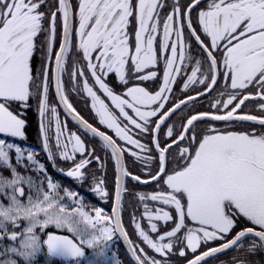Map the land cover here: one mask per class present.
<instances>
[{"label": "snow or ice", "instance_id": "1", "mask_svg": "<svg viewBox=\"0 0 264 264\" xmlns=\"http://www.w3.org/2000/svg\"><path fill=\"white\" fill-rule=\"evenodd\" d=\"M200 2L189 0L180 6L177 0L171 13L162 17L164 0H79L78 28L73 30L70 0H58V7L50 18L40 10L45 0H0V136L26 139V121L19 113L30 107L34 94L40 116L43 118L49 111L50 61L54 58L56 93L60 101L85 133L98 138L110 150L118 171L112 215L101 208L89 211L77 192L64 189L61 196L59 183L50 177L45 176L47 190H44L43 181L35 183L31 176L22 175L29 170L44 174L46 165L33 151L0 138V241H19L16 246L0 250V254L8 257L0 264H34L43 246H46L48 264L56 260L65 264H121L115 253L109 256L108 242L117 231L127 240L135 264H161L143 248H139L143 255L138 254V246L128 239L122 225V199L126 189L121 186L120 175H130L120 166L125 149L107 131L80 116L65 94L62 77L68 65L74 84L82 79V91L90 98L91 110L99 125L111 130L118 140L144 151L147 146L134 138L133 128L140 133H159L161 126H166V121L182 105L187 107L188 101L196 99L188 96L187 101L181 99L173 107H165L175 76L182 71L177 60L184 67L188 66L186 61L194 63L184 89L196 83L204 85L205 91L197 95L214 91L222 75L226 87L232 91L226 100L217 99L212 107L219 111L222 105L230 110L222 115L190 114L178 133L179 141L187 139L189 146L179 150L173 161L175 167L171 169L167 166L171 145L161 147L156 141L159 167L151 179L162 181L166 187L149 195L139 194L138 198L158 202L170 210L151 211L145 204L144 217L149 221V230L145 231L134 218L138 236L161 256L170 253L177 241L196 253L202 243L225 240L243 219L251 226L241 227L231 239L195 255L188 264H205L218 253L241 247L249 237L253 238L252 243L234 264H255L252 257L264 254V114L238 113L250 99L264 101V0H210L207 8L199 11L194 26L190 13ZM57 13L61 14L63 25L62 41L57 36ZM188 41H192V46ZM38 48L46 63L36 76L31 61ZM217 53L222 55V61ZM162 54L164 70L158 90L128 86L133 76L141 82L157 79V71L144 74V70L157 66ZM196 56L202 59H195ZM81 61H86V66L81 67ZM204 65L206 70H202ZM121 85L126 88L122 94L115 90ZM250 85L257 89L255 95L247 91ZM73 90H77L75 86ZM260 110L264 113V103L260 104ZM51 112L55 116L56 109L52 108ZM205 119L252 122L259 128L239 132H220L214 128L207 133L197 131L198 122ZM41 132L47 159L53 165L57 158L73 161L74 166L66 175L83 182L91 160L86 156L81 136L75 132L65 135L57 117L54 152L50 147L52 137L43 122ZM167 136L174 137L172 127H167ZM76 154L85 158L76 162ZM87 155L100 159L94 151ZM131 155L138 156L136 152ZM132 179L139 181L140 177L132 176ZM24 184L30 190L35 188V196L31 191L27 194V203L21 199L26 196ZM93 191L108 195L102 180L96 182ZM65 197L73 200L75 206L62 202ZM20 221H27L23 231H19ZM160 221L165 225L171 222L172 226L161 232L156 223ZM189 222L195 227H190ZM8 225L17 230L9 232ZM49 226L66 229L72 235L48 233L42 245L36 230L43 231ZM150 233L156 234L155 238ZM85 247L93 250L91 256H86ZM184 248L180 249V256H185Z\"/></svg>", "mask_w": 264, "mask_h": 264}, {"label": "rangeland", "instance_id": "2", "mask_svg": "<svg viewBox=\"0 0 264 264\" xmlns=\"http://www.w3.org/2000/svg\"><path fill=\"white\" fill-rule=\"evenodd\" d=\"M203 1H207V0H202L200 2V4H199L200 7L199 8H197V7L194 8L192 10V12L190 13L191 19L193 20V23H194V26H196V19H197V15H198L199 11L202 10V9H206L205 7L202 8V6H201V3ZM57 2H58V0H57ZM178 2H179V5L180 6H183V5L187 4L189 2V0H178ZM164 3L166 5L165 8H163V9L160 10L162 17L165 16L166 14H168V13H171L172 6L177 3V0H164ZM209 3H210V0H209ZM47 16H48V14H47ZM60 17H61V14L58 13L57 14V21H56V30L58 32L57 33V36H58V39L59 40H61V35H62L61 32H62V28H63L62 20H61ZM49 18H50V16H49ZM72 23H73V21H72ZM185 25H186V21H185ZM162 33H163V28H162V25H161V28H160V37H162ZM40 39H42V37ZM173 39H175V36H173ZM189 42L190 41H188V44H189ZM38 43H39V40H38ZM55 50H58V46H56ZM167 54L170 55V52L167 53ZM37 55H38V57H41L42 63H40L39 60H38L35 63V67H33L34 68V75H36V76L39 75V71L41 69L42 64H45L44 55H43V53L40 50L38 51V54ZM162 56H163V54L161 55V58L159 59L157 66H154L151 69H145L144 70V74H146L149 70L157 71V73H158V78L157 79L141 82L139 80H136L134 78V76H133V77H130L129 78V84H128V86H142V87H147L149 90H152V91L158 90L160 84L162 83V79H163L164 61H163ZM217 56L222 61V59H223L222 55L220 53H217ZM53 62H54V58L50 61V66H51V87L49 88V92H48L49 111L46 113V115L43 118L40 116L39 108H38V101H37V99L35 97V94H34L33 97L29 101L30 107H28L26 109H29L30 111L34 112V114H36V121L35 122H36V130H37L38 135L34 136V138H36V139L35 140H30L31 142L29 140L23 141V144H25V147L28 146V149L31 150V151H33L36 155L39 152H41L40 154H42V151H43L44 154H45L46 159H47V153L43 149V134L41 132V123L42 122L45 124V127H46V129L48 131V135L50 137H52L51 142H50V147L53 149L54 152L56 151V149H55V137H54V133L56 131V118L57 117L59 118V121L61 122V126L64 129V134L65 135H67L68 133H71V132H75L78 135H80L81 136V139L83 140V137L81 135L82 131H80L75 125H73L70 121L67 120V118L65 117L63 111H61L59 109L58 104H57V101H56V106H55L53 100L50 99V96H49L50 95V92L53 91V94H54V89L52 87V79H53L52 78V70H53V67L52 66H53ZM186 64L188 65L187 67L181 66L179 60H177V66L181 67L182 68V71H181V73L179 75L175 76V82L171 85L172 91L167 94L169 96V100H168L167 104L165 105L166 108L173 107L174 104L177 103V102H179V101H177L175 103H173V102L175 100H179V98L181 97V95H183V91L182 90L184 88V83L187 80V76L191 74V68L192 67H195L194 63H190V62L186 61ZM84 66H86V61H81V67H84ZM206 68L204 67V69H202V70H206ZM223 71H224V69H223V67L221 65V67H220V73L222 74ZM88 75H90V73ZM219 81L221 83L220 88H219V91H218L219 93L214 94L212 96H207L208 95L207 94L205 96H202L201 98H196L194 100H191V101L187 102V107H185V106L182 105L183 107L181 106L182 108L179 109V110H177L176 113L173 114L166 121V127H172L173 130L176 129V128H179V131H181V125L183 123H186V118L190 114H197L199 112H208L210 114L222 115V114H225L226 111L230 110V109H224L222 107V105L219 106V111L216 108H213L212 107V104L217 99L226 100L228 98L227 97V94L232 91L230 88L226 87V82L224 81L223 77L222 78H219L218 77V82ZM63 82H64L65 94L68 96L69 102L73 105V107L75 106L74 107L75 109L77 108V109H80V110H84L86 117H88L89 120H91L93 123L96 122L99 125L98 119L95 117L94 113L91 110L90 98L87 96L86 93H84L82 91V79H78L75 82V84H74V82L69 77L68 65L66 66V71L63 74ZM109 82L111 84L112 81L109 80ZM74 86L77 89L76 91L73 90ZM122 86L123 85H121L120 87H122ZM123 87H124L123 88V91H125L126 88H125V86H123ZM180 87H181V89H180ZM189 88L190 89L187 92L186 98H188V96L197 95L198 92H203L205 90L204 85L199 84V83L192 84V85L189 86ZM176 89H180V92L176 91ZM252 89H254V87L250 85L249 86V89L247 91L248 92H251ZM33 92L35 93V89H33ZM221 92H224L225 95L220 96L219 94ZM54 99H55V96H54ZM182 99H184V98H182ZM106 102H108V101H106ZM235 103H236V101H234V104ZM262 103H264V101H262ZM250 104H254V102H251V101H249L248 103L246 102L243 105V107L241 108L242 110H238V113L240 114V112L241 113L246 112V110L250 109V108H248L250 106ZM260 104L261 103H255V105L257 106V108L255 109V112H259L261 114H264V113H262L260 111ZM13 107H15V105ZM231 107L232 106H230V108ZM52 108H55L56 109L55 116H53V114L51 112V109ZM246 108H248V109H246ZM128 111H129L130 115H134L133 113H131V110H128ZM23 112H25V109L23 110ZM21 118H22V116H21ZM83 118H85V117H83ZM69 122L72 125H70ZM243 124H245L246 126H242ZM248 124L251 125V123L240 122V121H231V122H226L225 121L224 122V121H213V120L205 119V121H203V122H198L197 131H200L202 133H207L208 130L209 129H212V128H214V129H216V130H218L220 132H227V131H237V132H239V131H247ZM99 126L101 127V129L107 131V133H110L112 136H114V138H116L115 137V134L113 132H111V130H106L104 128V126H102V125H99ZM133 130H135V129H133ZM30 131H32V130L31 129L28 130V132H30ZM26 132L27 131H26V127H25V135H27ZM153 134H154V131H153ZM165 134H166L165 136H167V131H166ZM157 136H158V133H157ZM7 139H9V138H7ZM10 139L14 140L16 143H18L20 141V140L13 139V138H10ZM116 139L118 140V138H116ZM177 139H179V136L175 140H177ZM14 141H11V142H14ZM172 142L167 143L165 146H167L168 144H171ZM33 143H37L38 146L34 148V146H33L34 144ZM121 143H123V145L126 146V147L129 146V144H127L124 141H121ZM18 144H20V143H18ZM132 146H134V145H132ZM188 146H189V142L186 139L183 142H179L178 144L172 145V147L170 148V151L171 152H170V154H167V155L169 157H172V158L173 157L174 158H177L178 155H179V150L181 148H183V147H188ZM194 147H195V145H192V148H194ZM127 149L129 150L128 147H127ZM57 159H59V158H57ZM62 161H64V160H62ZM112 162H113V160H112ZM47 165L51 166L53 169H55V167H56V170L60 171V173L62 172L63 175H65L66 172L68 170L72 169L73 166H74L72 164L70 166V168H69V164L68 163H67V165L63 166L62 164H59L58 163V160H56L55 165H53V162L49 161L48 159H47ZM91 172H92V170H88V173H91ZM114 172H115V166H114ZM86 176H87V174H86ZM106 179L107 178H103L102 179V181H103V187L107 191L108 195H112L113 198H114V195L113 194H114V189H115V184H114L115 183V181H114L115 180V177H114L113 183L111 185L110 184L107 185L105 183L106 182ZM130 179H132V178H130ZM140 179L145 180V179H151V178L141 177ZM100 180H101L100 178L94 180L93 185H96V182H98ZM126 180H128V179H126ZM126 180L124 182L125 185H126V187L124 185V188L127 190V188H130V185L127 186ZM135 182H137V181H135ZM137 183H139V182H137ZM148 185L149 184H147L146 187H144V191L142 190L143 193H146L144 195H149L151 193L158 192V191H161V190L164 189V187H163V189H161L162 186L161 185H158V184H155V183L152 184L151 186L150 185L148 186ZM88 190H89V187H88ZM135 192L138 193L137 196H136L137 199H138V196L140 194V191H137V189H136ZM96 194L97 195H100L97 192H96ZM127 195H129V194H127ZM127 195H125V197ZM131 196H128V197H131ZM99 197H101V196H99ZM123 197H124V192H123ZM102 198H106V196H103ZM126 201H127V197L124 198V199H122V209H121V211L122 210H125L123 203L126 204ZM112 203H113V200L110 203V206L111 207H110V212H109L110 214L109 215H111V209H112V206H113ZM132 203H134V204H136L138 206L137 208L134 209V212H137L140 209L139 210V213H138V216L135 218V220L138 221V222H140L142 228H144L145 231H148L149 230V221L144 217V212H145L144 205L145 204L148 205V207H149V209L151 211H155V209H157V208H165V210H170L167 206H164L162 204H159L158 202H153L151 200H145V201H142L141 203H136V202L133 201ZM133 220H132V223H131L132 230H133V233H134L133 234V237H134L133 244L136 245V246H138V249H137L138 254H141V253H139V248H143L144 251H145V253H147V255L149 257H152V258H155L156 260L161 261V264H184V263L188 262V260L194 258L195 255H199V253H202L203 251H206L209 247L219 246L221 243L226 242L233 235H235V232H237V231L240 230L241 226L242 227H244V226H251V225L247 224L243 219H241L240 222L237 225V228L234 229L233 232L230 235H228L225 238V240H223V241L217 240V241L209 242L207 244H203L202 243L201 248H199L196 253H193L190 249L184 248V245L181 244L179 241H177L174 244L173 250L170 253H168L165 256H161L160 254L155 253L153 250L149 249L145 244H143L141 238L138 236V233L136 231L135 224H134ZM122 223H123V219H122ZM156 223L158 224V228H160V231L161 232H163L164 230H166L167 228H170L172 226L171 225V222H169L167 225H165L163 221L156 222ZM189 226L190 227H195V225L192 224L191 222H189ZM123 227H125V226L123 225ZM126 232H127V230H126ZM57 235H60V234H57ZM150 235H152L153 238H155V236H156V234H152V233H150ZM46 239H47V236H46ZM249 240H250V238L248 239V241ZM249 243L251 244L252 243V240H250ZM181 248H184V251L186 253L185 256H180L179 255V251H180ZM45 249H46V246H45ZM141 255H143V254H141ZM220 256H223V254H220ZM214 258H217V259L215 260V259L211 258V259H213V261H210L209 260L210 262L207 261L208 263H206V262L205 263L206 264H229L227 262L228 259H226V257H222L221 258V257L217 256V257H214ZM263 259H264V254H263V257H262V262H263ZM262 262H261V264H262ZM231 264H234V262H232Z\"/></svg>", "mask_w": 264, "mask_h": 264}, {"label": "trees", "instance_id": "3", "mask_svg": "<svg viewBox=\"0 0 264 264\" xmlns=\"http://www.w3.org/2000/svg\"><path fill=\"white\" fill-rule=\"evenodd\" d=\"M55 2H56V7H58L57 0H55ZM208 3H209V0L203 1L201 3L202 8H204V7L207 8ZM199 7H200V5L197 8H199ZM189 45L192 46V41L189 42ZM195 59H202V56H196ZM204 67L206 68L207 65H204ZM219 78H222V75L219 76ZM220 85H221L220 81L217 82V86H216L215 90L211 91L207 96H212L214 94L219 93L218 91H219ZM50 87H51V81H50L49 88ZM123 88L124 87L122 86V87L116 88L115 90L118 93L121 92L120 94H122ZM180 89H181V87H180ZM180 89H176V91L180 92ZM189 89H190L189 87L187 89L183 88V90H182L183 95H181L179 100H181L182 98H186L187 92ZM256 91H257V89L254 88L249 93H252L253 95H255ZM49 96H50V99L53 100V102L56 106V100L54 99L53 91L50 92ZM179 100H175L174 102L173 101L172 102L175 103ZM249 101L254 102V104H250V106L248 107L250 109L246 108L250 112L245 109L246 112H243V113L240 112V114H250V115H256V116L262 115L259 112H255V109L257 108L255 103H262V101L259 98H256V99H250L246 102L248 103ZM242 107H243V105L241 106V108ZM77 110L80 112L82 117H85V119L88 120L90 123H92L94 126L98 127L100 130H103V129H101V127L96 122L93 123L91 120H89L88 117H86L84 110H80V109H77ZM26 121L28 122L27 127H26V131H27L26 132L27 133L26 140H29V139L35 140L36 138H34V136L38 135L37 130H36V122H35L36 121V114H34V112L31 111L30 114L26 115ZM246 123H251V125L248 124L247 131H251L254 127L259 128L258 125H254L252 122H246ZM69 124L72 125L70 122H69ZM242 126H246V125L243 124ZM161 127L162 128H161V130L157 136V138H158L157 141L160 143L161 147H164L167 143H170L173 140H175L178 137V133L180 131H179V128L174 129V137L169 138V137L165 136L166 135L165 133L167 131V127L165 125H162ZM30 129L32 131L28 132V130H30ZM133 132L135 133L134 138L138 139L141 144L146 145L147 149L144 151H141L140 148H138L136 146L129 145V146H127L129 148V150H128L127 147L124 146L120 140H117L119 145L125 149L124 158L126 161V169L129 173H132L136 176L139 175L140 178L141 177L151 178V176L157 172L158 167H159V151L155 147V143H154V139H153V132L140 133L139 130H136V129L133 130ZM81 135L83 137V141L85 143L87 153H93V151H94V155L98 156L100 158L99 160L93 159V157L91 155H87V153H86V156L89 160H91V163L85 169V173L87 174V176L85 175L83 182H80L76 179L68 177L66 174L63 175L62 172L60 173V171L56 170V167H55V169H53L51 166L47 165V159H46L43 151H42V154H40L41 152H39L36 156L40 162L44 163L47 166L46 167L47 172L44 174H41L39 172L33 173L32 171L29 170V171H24L21 174L24 176H31L32 180L35 183H39L40 181H43L44 182V184H43L44 190H47V188H46L47 181L45 179V176H48L53 180V182L59 183L61 196H64V191H63L64 189H68L70 191L77 192L81 202L84 204V206L86 207L87 210L91 211L94 208H101V209H103L104 213L109 215L110 214L109 213L110 207H111L110 203L113 200V196L107 195L106 198H102L103 196L97 195L96 192L93 191L94 186H95V185H93V183H94V180H96L98 178H100L101 180L103 178H107L106 182H105L107 185H109V184L111 185L113 183V179L116 176V173L114 172V163L111 160L112 159L111 153H110V151L106 150L103 147V144L100 141H97V140L91 138L89 135H87L86 133L84 134L83 132L81 133ZM0 138L7 139L6 137H2V136H0ZM114 139H116V138H114ZM7 140L14 141L10 138ZM21 142H22L21 140L18 142L21 144L20 146L28 149V146L25 147V144H23ZM33 144H34L33 145L34 148L38 146L37 143H33ZM132 152H136L138 154V156L131 155ZM75 156H76L75 160L77 162H79L81 159L84 158L80 154H76ZM138 157H140V158H138ZM147 157H152V159L147 160L146 159ZM57 160H58V163L62 164L63 166L67 165V163H68L69 168L73 164V161H71V160H69V161H62L61 159H57ZM168 160H169V164L167 165L168 168L171 169L172 167H175V163L173 162L174 157L172 158V157L168 156ZM88 170H92V172L88 173ZM126 183H127V186L130 185V188H127V190L124 191L123 199L127 197V201H126V204L123 203L125 210L121 211V216L123 219V225L125 226V228L127 230L128 237H130L131 241L133 242V240H134L133 234L134 233L132 230L131 223H132V220L138 216L140 209L137 212H134V209L137 208L138 206L132 202L133 201L136 203L142 202V201H140L139 198L137 199L136 196L138 193H136L135 190L137 189V191H140V194H146V193H143L144 187H146V185H143L142 183L141 184L137 183L132 179L126 180ZM154 183L157 184V181L152 182V184H154ZM152 184H149V185L151 186ZM22 186L25 188L26 196L22 197L21 199L24 203H27V198H26L27 194L31 191V194L33 196H35V188H32L30 190L29 186L27 184H24ZM88 187H89V190H88ZM125 187H126V185H125ZM126 193L129 195H127ZM125 195H127V196L125 197ZM99 196H101V197H99ZM128 196H131V197H128ZM62 202L66 203L70 206H75L73 200L68 199L66 197H65L64 201H62ZM18 223L20 224L19 231H23V228L27 226V221H20ZM8 230H9V232H11V231H15L17 229L14 228L12 225H8ZM36 233L40 237L42 245H43V241L46 239V236L48 233L60 234V235H69V236L72 235V234L68 233L66 229H57V228H55V226H49L48 228L44 229L43 231H40L39 229H37ZM248 239L249 238H246L242 242L241 247L231 249L230 251L223 253V256H219V257H221V258L226 257V259H228L227 262L229 264H231L232 262H234L235 259H238V258L243 256L245 250L250 245V243H249L250 240H252L250 238V240L248 241ZM18 243H19V241H15V242L8 241V240L0 241V250L6 248L8 246H16V245H18ZM108 247H109V256H111L112 253H115L117 258L121 261V264H131L130 260L127 258V255L125 253L124 248H122L119 239L116 237V234H114L113 239L108 242ZM92 251H93L92 249L85 247L86 256H91ZM262 257H263V254H257V255H254L252 257V259L255 260V264H261ZM5 258H8V257H5L3 254H0V261H2ZM213 259L216 260L217 258H213ZM213 259H210V261H213ZM48 261H49V258L46 255L45 246H43L42 251H41V253L38 254L37 260L34 262V264H48ZM210 261H208V262H210ZM208 262H206V263H208ZM53 264H65V262L60 261V260H56L53 262Z\"/></svg>", "mask_w": 264, "mask_h": 264}, {"label": "water", "instance_id": "4", "mask_svg": "<svg viewBox=\"0 0 264 264\" xmlns=\"http://www.w3.org/2000/svg\"><path fill=\"white\" fill-rule=\"evenodd\" d=\"M202 1V0H201ZM71 2V1H70ZM73 21V20H72ZM72 26H73V23H72ZM61 41H62V38H63V31L61 32ZM58 51V50H57ZM53 70H52V87H53V89H54V96H55V99H56V101H57V104H58V107H59V109L61 110V111H63V113H64V115H65V117L67 118V120L68 121H70L73 125H75L80 131H82L84 134H85V132H84V130H83V128H82V126L77 122V120H75L74 118H73V114H71L66 108H65V106L63 105V103L60 101V97L57 95V93H56V81H55V60H54V62H53ZM62 79H63V77H62ZM205 91V90H204ZM203 91V92H204ZM207 94H209V93H207ZM207 94H205V95H207ZM205 95H194V97H196V98H201L202 96H205ZM184 100H186L187 101V98H184ZM189 102V101H188ZM77 111V110H76ZM78 112V111H77ZM79 113V112H78ZM80 114V113H79ZM81 116V115H80ZM85 119V118H84ZM86 120V119H85ZM210 120V119H209ZM88 121V120H87ZM225 122V121H224ZM87 135H89L91 138H93V139H95V140H97V141H99V139L98 138H94L90 133H86ZM108 134V133H107ZM153 139H154V143H155V147H156V141H157V133L156 132H154V134H153ZM176 142H172L171 144H168V145H171V147H172V145H175V144H178L180 141H179V139H177V140H175ZM101 142V141H100ZM102 143V142H101ZM167 145V146H168ZM167 146H165V147H167ZM107 150V149H106ZM108 151H110V150H108ZM111 153V152H110ZM112 157V156H111ZM112 160H113V162H114V166H115V173H116V176H115V189H114V197H115V190H116V186H117V176H118V171H117V163H116V161H115V159L112 157ZM120 166H121V168H126V161H125V158H124V154H123V158H122V160H121V164H120ZM132 176H135V175H133V174H131L130 173V175L128 176V177H123L122 176V174L120 175V179H121V186L124 188V185H125V180L126 179H130V178H132ZM134 180V179H133ZM135 181H137V180H135ZM144 181H147V183H144ZM154 181H156V180H152V179H145V180H143V179H140L139 181H137V182H139V183H142V184H144V185H147V184H152V182H154ZM112 205L114 206V198H113V203H112ZM113 206H112V208H113ZM111 215H112V209H111ZM121 220H122V216H121ZM122 225H123V223H122ZM124 229H125V227H124ZM126 230V229H125ZM236 233V232H235ZM116 237L119 239V241H120V243H121V246H122V248H124V250H125V253H126V255H127V257H128V259L130 260V262H131V264H135V261H134V259L132 258V256H131V253L128 251V242H127V240L123 237V236H121V234L117 231L116 233ZM234 236V235H233ZM232 236V237H233ZM231 237V238H232ZM230 238V239H231ZM249 238H251V237H249ZM128 239H130V237H128ZM252 239V238H251ZM131 240V239H130ZM258 242V241H257ZM224 243V242H223ZM222 244V243H221ZM215 247H217V246H215ZM231 249H229V250H226L225 252H222V253H218L215 257H217V256H220V254H223V253H226V252H228V251H230ZM199 254H201V253H199ZM211 258H214V257H210V258H208V260L207 261H209ZM193 259V258H192ZM191 260V259H190ZM189 261V260H188ZM206 261V262H207ZM263 262H264V259H263ZM184 264H188V262H186V263H184Z\"/></svg>", "mask_w": 264, "mask_h": 264}, {"label": "flooded vegetation", "instance_id": "5", "mask_svg": "<svg viewBox=\"0 0 264 264\" xmlns=\"http://www.w3.org/2000/svg\"><path fill=\"white\" fill-rule=\"evenodd\" d=\"M71 1V4L73 5V9H72V11H73V30H75L76 28H78V16L76 15V13L78 12V3H79V0H70ZM56 2H55V0H45V3H44V6L40 9L41 11H43V12H45V14H46V16H47V14H48V17L51 15V12H53V11H56ZM58 14V13H57ZM48 26V22H47V20L45 21V27H47ZM58 33V32H57ZM76 41H77V43H78V37H76ZM37 43H38V41H37ZM39 44V43H38ZM38 51H39V48L37 49V51L34 53V56H33V59H32V61H31V64H32V66L33 67H35V63H36V61H38L39 60V62L40 63H42V59H41V57H38ZM45 63H46V61H45ZM34 69V68H33ZM23 110L24 109H22V110H20V116H22V118L23 119H25V121H26V115L27 114H30V110L29 109H25V112H23ZM27 124H28V122L26 121V125H25V127H27ZM108 134H110V133H108ZM111 135V134H110ZM25 137L27 138V135H25ZM113 138H114V136H113ZM26 139H24V140H22V142L21 143H23V141H25ZM30 140V139H29ZM156 182V181H155ZM157 184L158 185H161L162 186V188L161 189H163V187L165 188L166 186L165 185H163V182L161 181V182H157Z\"/></svg>", "mask_w": 264, "mask_h": 264}]
</instances>
